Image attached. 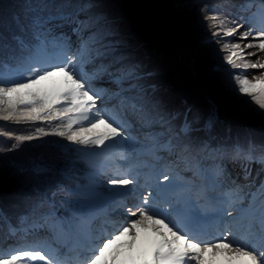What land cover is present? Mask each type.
I'll return each instance as SVG.
<instances>
[{
    "label": "snow or ice",
    "instance_id": "1",
    "mask_svg": "<svg viewBox=\"0 0 264 264\" xmlns=\"http://www.w3.org/2000/svg\"><path fill=\"white\" fill-rule=\"evenodd\" d=\"M176 7L258 130L178 100L107 0H0V264H264V0Z\"/></svg>",
    "mask_w": 264,
    "mask_h": 264
},
{
    "label": "rangeland",
    "instance_id": "2",
    "mask_svg": "<svg viewBox=\"0 0 264 264\" xmlns=\"http://www.w3.org/2000/svg\"><path fill=\"white\" fill-rule=\"evenodd\" d=\"M182 2L184 0H170V7ZM107 3L123 17L139 44L138 52L146 66L171 87L178 100L197 108H215L220 120L234 129L252 126L258 130L259 120L252 112L255 105L238 94L225 71L218 76L212 70L213 66L224 62V53L220 51V45L207 42L210 36L208 22L198 9L177 10L176 18H187L191 26L189 35L182 39L173 36L178 40L167 42L162 37L146 39L135 30L120 0H107Z\"/></svg>",
    "mask_w": 264,
    "mask_h": 264
},
{
    "label": "water",
    "instance_id": "3",
    "mask_svg": "<svg viewBox=\"0 0 264 264\" xmlns=\"http://www.w3.org/2000/svg\"><path fill=\"white\" fill-rule=\"evenodd\" d=\"M121 6L131 26L149 40H178L173 36L182 39L191 27L187 18H176L178 8L170 7V0H121Z\"/></svg>",
    "mask_w": 264,
    "mask_h": 264
},
{
    "label": "trees",
    "instance_id": "4",
    "mask_svg": "<svg viewBox=\"0 0 264 264\" xmlns=\"http://www.w3.org/2000/svg\"><path fill=\"white\" fill-rule=\"evenodd\" d=\"M181 20V19H180ZM185 23V22H184ZM186 24V23H185ZM188 26V25H187ZM189 33V32H188ZM187 32H186V34H188ZM189 35V34H188ZM219 66V64H217V65H215V66H213V69L212 70H214L215 72H216V74H218V76L220 75V72H223V71H219L218 72V70H217V67ZM218 99H219V97H218ZM247 122H251L250 120H247Z\"/></svg>",
    "mask_w": 264,
    "mask_h": 264
}]
</instances>
